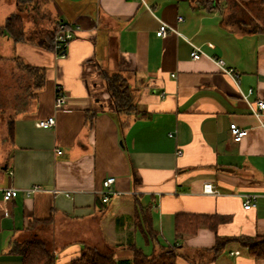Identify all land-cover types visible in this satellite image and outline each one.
I'll return each mask as SVG.
<instances>
[{"label": "crops", "instance_id": "obj_1", "mask_svg": "<svg viewBox=\"0 0 264 264\" xmlns=\"http://www.w3.org/2000/svg\"><path fill=\"white\" fill-rule=\"evenodd\" d=\"M41 10L77 30L63 57L0 34V62L46 70L12 136L0 119V264H23L15 248L30 231L55 264L88 247H108L120 264H132L137 248L147 256L172 248L176 264H264L242 241L264 236V32L252 27L260 20L239 22L225 0H45ZM16 11V0H0V26ZM162 22L173 28L165 37ZM114 74L132 91V109L115 110ZM58 86L68 96L60 109ZM49 116L54 126L37 125ZM231 123L248 129L239 142ZM109 176L114 193L104 201ZM206 183L216 192H204ZM7 188L17 195L6 200ZM192 214L227 219L179 236L178 217Z\"/></svg>", "mask_w": 264, "mask_h": 264}, {"label": "trees", "instance_id": "obj_2", "mask_svg": "<svg viewBox=\"0 0 264 264\" xmlns=\"http://www.w3.org/2000/svg\"><path fill=\"white\" fill-rule=\"evenodd\" d=\"M205 7H214L216 0H190ZM230 7L237 13L239 22H242L244 16L254 15L260 22H255L253 28L257 32H264V0H225ZM18 11L10 14L3 26H0V34L7 35L16 43L36 42L38 45L46 48H53L54 37L60 22L54 24L51 18L41 10V4L45 0H16ZM41 11V12H40ZM46 22V28L40 26V21ZM26 21L32 23V29L26 31ZM66 23V22H65ZM67 25H70L66 23ZM71 26V25H70ZM14 70H19L30 78L28 83L20 84L19 91L16 93L17 98L22 103L17 104L18 109L13 113L7 114L3 109L0 111V119L6 123L10 135H13V123L15 114L20 113L29 105L28 100L37 94L45 82L46 70L31 66L29 64L21 65L17 63ZM108 88L112 94L116 111H124L135 107L134 95L129 87L124 84V80L119 75H111L108 78ZM16 112V113H15ZM227 219L221 215H184L180 216L176 222V230L179 236L184 234H194L201 227H208L212 230L217 229L218 225ZM243 243L249 247L250 253L255 257H264V236L263 237H244ZM219 243V241H218ZM22 255L23 264H55V256L52 249L48 246L36 231H30L15 248ZM176 252L174 249H166L157 255L147 256L140 249L134 250L132 264H176ZM70 264H120L113 256L112 251L108 248L88 247L84 250L81 257L73 260Z\"/></svg>", "mask_w": 264, "mask_h": 264}, {"label": "built area", "instance_id": "obj_3", "mask_svg": "<svg viewBox=\"0 0 264 264\" xmlns=\"http://www.w3.org/2000/svg\"><path fill=\"white\" fill-rule=\"evenodd\" d=\"M178 20L181 21L183 20V17L179 16ZM77 30V27H72L70 25H67L65 22H60L58 25V28L56 30L55 33V37H54V45H53V49L56 53L57 57H63L66 54V48L67 45L69 43V41L74 38L75 36V32ZM170 30H173L172 27H170L168 24L163 23L161 24L160 28L157 31V35L161 36V37H165L168 32ZM191 55L194 59H199L204 55V51L202 50V48L200 46L197 45H193V50L191 52ZM217 62L219 64V66L221 68H223L224 70H226L227 72L231 73L233 71V69H225L224 68V61L222 59H217ZM165 92L162 93V97L165 96ZM67 95L63 89L62 86H58L57 90H56V97H55V107L60 109L63 108L66 104L67 101ZM258 108L259 109H264V101L260 100L258 101ZM56 123V119L53 116H49L46 119H42L39 120L37 122V125L40 127H44V128H49L54 126ZM230 129H231V135H232V139L236 142L241 141L247 134H248V129L244 128V127H240L239 125H237V123H231L230 125ZM58 153H62L61 150L57 151ZM179 153L181 154L182 152L179 151ZM115 182V177L113 176H109L104 180V201H107L109 199V195L114 193V190L112 189V185ZM42 187L41 185H33L32 187L28 188L25 190L27 195H30L31 193L40 190ZM204 192L206 193H215L216 189H215V185L212 183H206L204 185ZM18 193V190L16 188H7L4 191V198L6 200L16 196ZM253 206L252 201L249 199L246 201V203H244V207L246 209H249L250 207ZM237 253H239L237 251Z\"/></svg>", "mask_w": 264, "mask_h": 264}, {"label": "rangeland", "instance_id": "obj_4", "mask_svg": "<svg viewBox=\"0 0 264 264\" xmlns=\"http://www.w3.org/2000/svg\"><path fill=\"white\" fill-rule=\"evenodd\" d=\"M14 0H6V2H12ZM7 14V13H6ZM0 23L1 19H0ZM40 26L46 28V22L44 20H41ZM7 40V39H6ZM6 40L5 45H6ZM8 45V44H7ZM4 46V45H3ZM0 50H2L1 44H0ZM22 61V60H21ZM17 63L13 61V59L10 60H4L3 62H0V111L3 109L5 112V116L9 114L10 112L13 113L14 110L18 109V105L21 102V99L17 98L16 93L19 91V83L20 84H26L30 80H34L33 78L30 80L26 79V75L24 76L23 73L19 70H14V66ZM1 113V112H0ZM16 113V112H15ZM113 207L112 205L107 204L106 205V211L109 210V208Z\"/></svg>", "mask_w": 264, "mask_h": 264}]
</instances>
